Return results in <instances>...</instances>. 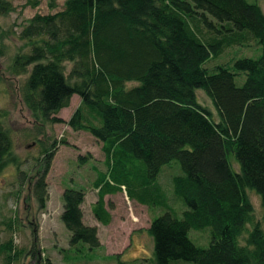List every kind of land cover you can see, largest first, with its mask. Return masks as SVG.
<instances>
[{
  "label": "trees",
  "instance_id": "16d2710c",
  "mask_svg": "<svg viewBox=\"0 0 264 264\" xmlns=\"http://www.w3.org/2000/svg\"><path fill=\"white\" fill-rule=\"evenodd\" d=\"M13 10L11 0H0V16ZM18 38L29 48L14 56L10 69L26 75L20 94L34 119L66 123L100 142L106 170L92 182L97 198L91 204L99 223L111 220L104 197L124 190L131 200L165 208L146 229L153 264H264V230L253 221L246 194L251 189L258 195L264 219L260 5L247 0H64L61 9L29 18ZM248 41L261 45L257 58H238L232 67L205 66L226 47ZM239 73L244 74L241 85L234 81ZM193 89L204 91L217 119L189 97ZM73 95L79 104L69 119L56 116ZM55 147L44 151L32 181L40 210L48 199L46 175ZM11 149L9 129L0 126V170L11 164L22 174ZM174 158L182 171L172 178L173 194L185 206L181 217L170 210L156 182L162 166ZM61 197L60 220L70 232L68 247L60 248L63 258L80 242L89 249L100 246L97 227L83 222V189L67 187ZM14 227L7 225L10 231ZM204 228L210 239L200 247L188 232ZM32 233L35 240L36 225ZM26 256L27 264H54L35 243L26 250L12 236L0 242L2 264H20Z\"/></svg>",
  "mask_w": 264,
  "mask_h": 264
},
{
  "label": "rangeland",
  "instance_id": "374dc122",
  "mask_svg": "<svg viewBox=\"0 0 264 264\" xmlns=\"http://www.w3.org/2000/svg\"><path fill=\"white\" fill-rule=\"evenodd\" d=\"M247 1L260 5L264 12V0ZM11 2L14 10L0 16V126L9 129L13 163H16L23 173L18 174L17 168L11 164L0 170V242L12 236L17 247L26 250L35 243L41 256L49 257L54 264H153L150 260L152 240L146 229L152 218L162 214L165 208L151 207L131 200L124 190L105 197L111 220L107 225L96 222L100 246L89 249L86 244L80 242L72 248L69 258H63L60 253V248L68 247L70 235L60 220L62 191L67 187L83 189L84 221L95 224L88 218L89 205L97 198L92 182L97 172L106 169L103 154L100 152V142L89 133L73 130L63 122L50 123L34 119L20 94V87L26 75L16 76L10 69L14 56L29 48L24 40L18 38V33L29 18L36 13L47 14L61 9L64 0ZM260 53L261 45L255 41L241 42L226 47L219 56L206 61L205 66L210 70L217 64L232 67L234 60L242 57L254 59ZM243 80V73L234 77L237 85H241ZM132 84L134 83L128 82L126 85ZM193 90L195 92L191 91L189 97L208 108L213 118L217 119L204 91ZM78 104L79 97L73 95L69 105L55 115L68 120ZM53 144L56 146L55 154L46 175L48 199L45 208L40 210L32 194V181L42 166L39 159ZM85 155L87 158H82ZM230 161L236 168L233 159ZM181 172L179 161L174 158L162 166L156 179L167 198L170 210L174 211L177 217H181L185 206L173 194L172 178ZM246 194L252 205L253 221L258 222L264 230L259 197L251 189H246ZM11 222L15 226L13 231L7 228ZM35 225L36 241L32 233ZM250 226L248 225V228ZM188 236L200 247H206L210 239L208 228L190 229ZM27 262L29 263L30 259L26 256L20 264Z\"/></svg>",
  "mask_w": 264,
  "mask_h": 264
},
{
  "label": "crops",
  "instance_id": "0c3cea01",
  "mask_svg": "<svg viewBox=\"0 0 264 264\" xmlns=\"http://www.w3.org/2000/svg\"><path fill=\"white\" fill-rule=\"evenodd\" d=\"M107 196H109V195H106L105 197H107ZM105 197H104V201H105V207H106V209L108 210V208H107V199H105ZM85 198V197H84ZM96 201V198L92 201V203H94ZM91 203V204H92ZM83 204V203H82ZM82 204H81V209H82ZM91 204L89 205V210H88V218L89 219H92L94 222H95V224H89V223H85V221H84V218H85V213L83 212V210H82V212H83V222L85 223V224H88V225H96V222H98L95 218H94V216L92 215V213H91ZM97 226V225H96Z\"/></svg>",
  "mask_w": 264,
  "mask_h": 264
}]
</instances>
